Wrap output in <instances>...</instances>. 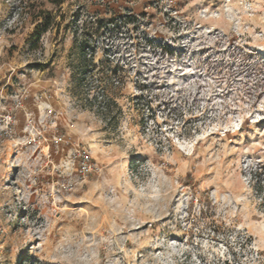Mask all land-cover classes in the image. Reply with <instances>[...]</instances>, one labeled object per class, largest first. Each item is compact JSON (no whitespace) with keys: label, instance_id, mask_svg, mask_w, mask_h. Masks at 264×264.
Listing matches in <instances>:
<instances>
[{"label":"clouds","instance_id":"9594fccd","mask_svg":"<svg viewBox=\"0 0 264 264\" xmlns=\"http://www.w3.org/2000/svg\"><path fill=\"white\" fill-rule=\"evenodd\" d=\"M0 264H264V0H0Z\"/></svg>","mask_w":264,"mask_h":264},{"label":"trees","instance_id":"16d2710c","mask_svg":"<svg viewBox=\"0 0 264 264\" xmlns=\"http://www.w3.org/2000/svg\"><path fill=\"white\" fill-rule=\"evenodd\" d=\"M52 19H54V18L49 16L48 23H51Z\"/></svg>","mask_w":264,"mask_h":264},{"label":"rangeland","instance_id":"374dc122","mask_svg":"<svg viewBox=\"0 0 264 264\" xmlns=\"http://www.w3.org/2000/svg\"><path fill=\"white\" fill-rule=\"evenodd\" d=\"M42 34V33H41Z\"/></svg>","mask_w":264,"mask_h":264}]
</instances>
